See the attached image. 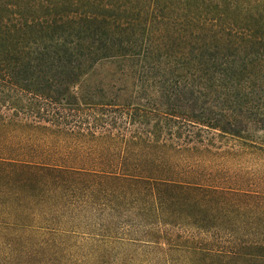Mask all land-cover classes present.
<instances>
[{"label":"trees","instance_id":"1","mask_svg":"<svg viewBox=\"0 0 264 264\" xmlns=\"http://www.w3.org/2000/svg\"><path fill=\"white\" fill-rule=\"evenodd\" d=\"M0 264H264V0H0Z\"/></svg>","mask_w":264,"mask_h":264}]
</instances>
